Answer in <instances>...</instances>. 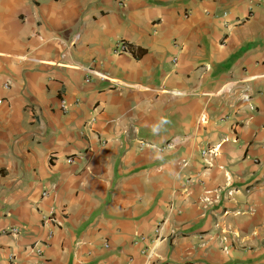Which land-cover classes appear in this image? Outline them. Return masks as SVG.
<instances>
[{
	"label": "crops",
	"instance_id": "obj_1",
	"mask_svg": "<svg viewBox=\"0 0 264 264\" xmlns=\"http://www.w3.org/2000/svg\"><path fill=\"white\" fill-rule=\"evenodd\" d=\"M0 264H264V1L0 0Z\"/></svg>",
	"mask_w": 264,
	"mask_h": 264
},
{
	"label": "built area",
	"instance_id": "obj_2",
	"mask_svg": "<svg viewBox=\"0 0 264 264\" xmlns=\"http://www.w3.org/2000/svg\"><path fill=\"white\" fill-rule=\"evenodd\" d=\"M126 1L127 0H112V2H114V3H116L117 5H119V6H123L125 3H126ZM262 1H264V0H262ZM114 53L115 54H121V53H124L125 51H127V46H126V44L124 43V42H117L116 44H115V46H114ZM89 75H92V76H95V77H97L98 79H100V80H107L106 79V77L102 74V73H99V72H96V71H94V70H88V72H87ZM85 81L86 82H88V78H86L85 79ZM5 88H7V86L5 85L4 86ZM64 103L61 105V110H64ZM218 148H219V145H217V146H215V147H212V148H210V149H207V150H203L202 152H201V155L202 156H205V155H211V156H216V152H217V150H218ZM83 159V157L81 156V154H77V155H75L74 157H68V158H66V163L67 164H72L75 160H82ZM208 193H206V195H207ZM44 197L45 196H48V194L46 193V192H44L43 194H42ZM228 195H231V192H229L228 193ZM203 201L205 202V203H209V199L205 196V198H203ZM47 221H49L51 224H53V225H55V226H59V223L55 220V219H53V218H49ZM9 233L10 234H12V235H18V233H19V231H18V229H16V228H12V229H10L9 230ZM37 244H35L33 247H32V249H36V252L38 253V254H40L41 253V248H42V245H41V248L40 247H37ZM105 247H107V245H105ZM225 251H226V249H224Z\"/></svg>",
	"mask_w": 264,
	"mask_h": 264
}]
</instances>
